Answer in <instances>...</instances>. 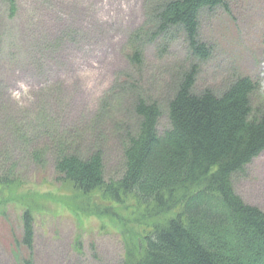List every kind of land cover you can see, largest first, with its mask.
Returning a JSON list of instances; mask_svg holds the SVG:
<instances>
[{"label": "rangeland", "instance_id": "rangeland-1", "mask_svg": "<svg viewBox=\"0 0 264 264\" xmlns=\"http://www.w3.org/2000/svg\"><path fill=\"white\" fill-rule=\"evenodd\" d=\"M13 1L12 8L0 0V177L14 183L0 192V264L30 256L19 242L24 203L34 213V264H124V229L108 218H84L63 202L69 193L57 180L55 153L47 151L50 137L90 128L83 147L104 151V178L116 181L125 166L113 133L136 123V95L163 106L164 133L168 101L193 66L195 94L220 97L249 77L257 84L251 96L257 118L264 111V0H226L200 15L198 39L209 50L204 61L194 59L178 29L135 47L137 33L153 32L147 13L160 0ZM136 48L140 67L131 62ZM99 134L109 141L100 144ZM232 182L245 204L264 212V152Z\"/></svg>", "mask_w": 264, "mask_h": 264}, {"label": "trees", "instance_id": "trees-1", "mask_svg": "<svg viewBox=\"0 0 264 264\" xmlns=\"http://www.w3.org/2000/svg\"><path fill=\"white\" fill-rule=\"evenodd\" d=\"M225 1L160 0L147 13L153 32L137 33L133 43L145 47L178 29L193 57L204 61L209 50L198 39L200 15ZM134 50L131 62L140 67L141 53ZM197 72L190 68L168 101L170 129L164 133L158 131L163 106L136 95V123L113 133L125 166L116 181L104 178V151L83 147L90 128L50 137L47 151L55 153L57 180L69 193L63 202L84 218H108L124 229V264H264V212L245 204L232 182L264 152V111L256 118L251 107L257 84L239 77L220 97L195 94ZM130 90L138 89L132 84ZM13 185L0 177V192ZM24 204L19 242L30 256L21 264H34V213Z\"/></svg>", "mask_w": 264, "mask_h": 264}]
</instances>
